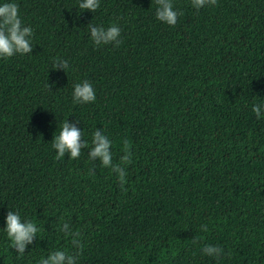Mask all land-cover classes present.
I'll return each mask as SVG.
<instances>
[{
    "label": "trees",
    "instance_id": "1",
    "mask_svg": "<svg viewBox=\"0 0 264 264\" xmlns=\"http://www.w3.org/2000/svg\"><path fill=\"white\" fill-rule=\"evenodd\" d=\"M33 50L0 59V229L9 210L41 233L17 259L0 233V264H34L56 248L77 264H264V0H214L168 26L154 0H15ZM115 22L120 43L94 47L87 25ZM65 59L70 68H53ZM96 100L73 105L74 83ZM79 120L132 152L126 178L88 160L56 159L57 126ZM68 222L82 248L57 230ZM208 230L202 232L200 225ZM197 243L193 244V240ZM219 245L222 254L202 253Z\"/></svg>",
    "mask_w": 264,
    "mask_h": 264
},
{
    "label": "clouds",
    "instance_id": "2",
    "mask_svg": "<svg viewBox=\"0 0 264 264\" xmlns=\"http://www.w3.org/2000/svg\"><path fill=\"white\" fill-rule=\"evenodd\" d=\"M155 18L158 22L175 26L178 20V11L174 7L173 0H154ZM214 0H191V6L195 10H201L213 3ZM79 12L90 11L95 13L101 6L100 0H77ZM88 37L94 47H102L109 44L118 45L120 43L121 28L115 22L107 27L102 24L87 25ZM34 37L33 29L26 25L22 18L15 0H0V59H9L16 55L24 56L32 52V41ZM53 68L66 72L69 62L65 59L53 61ZM96 100L95 90L88 80H80L74 83L71 91V102L73 105H87ZM252 112L259 119L264 116V103L252 104ZM68 116L57 126L56 134L51 142V148L55 150V158L68 157L77 160L82 154V149H88V160L93 164L98 159L99 165L110 169L116 179L123 183L126 178V167L131 163L132 152L127 141L123 142V155L120 163H113L114 142L105 134V130L95 129L91 134L90 146L85 139L82 140L81 129L77 127L80 121L69 122ZM202 232L208 230L206 224L200 225ZM57 230L66 236L71 237L72 249L79 251L82 248L79 233L74 232L70 224L66 221L57 226ZM6 238L9 248L14 249L17 259L24 257L26 249L33 241L39 238L41 227L36 220L23 217L19 211L9 210L5 216V225L0 229ZM193 244L197 243L194 239ZM219 245L208 244L202 248V253L210 257H219L222 254ZM77 255L72 250L66 248H56L50 250L46 255H42L34 264H77Z\"/></svg>",
    "mask_w": 264,
    "mask_h": 264
}]
</instances>
